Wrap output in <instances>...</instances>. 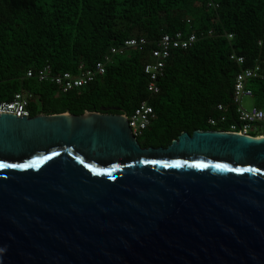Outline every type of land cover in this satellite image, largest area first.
<instances>
[{"label": "water", "instance_id": "obj_1", "mask_svg": "<svg viewBox=\"0 0 264 264\" xmlns=\"http://www.w3.org/2000/svg\"><path fill=\"white\" fill-rule=\"evenodd\" d=\"M111 108L0 112V264H264V135L144 147Z\"/></svg>", "mask_w": 264, "mask_h": 264}, {"label": "trees", "instance_id": "obj_2", "mask_svg": "<svg viewBox=\"0 0 264 264\" xmlns=\"http://www.w3.org/2000/svg\"><path fill=\"white\" fill-rule=\"evenodd\" d=\"M214 1L219 7H208V0H0V102L28 90L31 115L102 107L131 115L146 100L154 116L138 136L142 146H166L182 131L226 129L208 120L219 115V103L229 105V122L236 119L230 103L241 67L231 53L244 55L247 66L258 60L264 66V0ZM208 29L214 32L172 51L160 92H150L144 65L156 39ZM134 36L149 42L114 55L105 73L84 86L63 92L51 80L26 74L45 64L77 73L80 64L94 65ZM253 82L257 105L264 106V77Z\"/></svg>", "mask_w": 264, "mask_h": 264}, {"label": "built area", "instance_id": "obj_3", "mask_svg": "<svg viewBox=\"0 0 264 264\" xmlns=\"http://www.w3.org/2000/svg\"><path fill=\"white\" fill-rule=\"evenodd\" d=\"M208 7L217 8L219 3L214 0H208ZM187 21L191 23V19ZM213 29L202 30L201 32L191 31L184 33L178 30L174 33H163L159 36L155 46L150 50L151 60L144 65V71L147 74L148 90L152 93H158L161 90L160 78L165 73L166 62L174 49H186L193 46L201 36L212 34ZM230 33L229 37L232 38ZM149 40L144 36H134L127 38L118 45L110 47L104 57L94 65L86 67L80 64L77 73L72 71L54 72L50 64H45L39 69L29 68L27 76L36 75L39 80H51L55 82L63 92L69 91L76 87L84 86L93 81L98 75L104 74L106 64L111 61L114 55L123 53L127 48L137 45H146ZM230 58L235 60L240 65V70L236 73L233 85L232 101L230 105L233 108L236 119L232 122L228 120L229 105L219 103L217 105L220 111L217 117H210L208 122L213 126H226V129H220L229 132L245 133L251 136H262L264 131H259V127L264 129V106L254 105L251 108H246L242 101L246 96H253L254 89L249 85V81L261 79L264 77L263 62L257 61L255 64L247 66L246 57L237 53H231ZM33 98V93L28 90L16 92L12 99L3 100L0 102V112L15 113L17 116H31L30 102ZM127 115L132 132L135 136H140L143 131L149 126L154 109L152 105L143 100L132 112ZM254 128V133L250 132V128Z\"/></svg>", "mask_w": 264, "mask_h": 264}, {"label": "rangeland", "instance_id": "obj_4", "mask_svg": "<svg viewBox=\"0 0 264 264\" xmlns=\"http://www.w3.org/2000/svg\"><path fill=\"white\" fill-rule=\"evenodd\" d=\"M249 85L253 88L255 86V83L253 81H249ZM242 103L246 108H251L252 106L257 104V98L255 94L253 96H246L243 98ZM259 131L263 132L264 129L259 127ZM250 132H255L253 127L250 128Z\"/></svg>", "mask_w": 264, "mask_h": 264}, {"label": "snow or ice", "instance_id": "obj_5", "mask_svg": "<svg viewBox=\"0 0 264 264\" xmlns=\"http://www.w3.org/2000/svg\"><path fill=\"white\" fill-rule=\"evenodd\" d=\"M53 155H55V153ZM0 166H2V165H0ZM198 166L203 167L204 165H198ZM237 171H241V169H237Z\"/></svg>", "mask_w": 264, "mask_h": 264}, {"label": "flooded vegetation", "instance_id": "obj_6", "mask_svg": "<svg viewBox=\"0 0 264 264\" xmlns=\"http://www.w3.org/2000/svg\"><path fill=\"white\" fill-rule=\"evenodd\" d=\"M141 144V143H140ZM142 145V144H141ZM147 146H153V145H147ZM145 147V146H144Z\"/></svg>", "mask_w": 264, "mask_h": 264}]
</instances>
